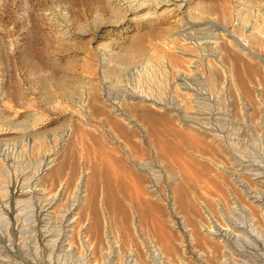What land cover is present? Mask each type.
I'll return each mask as SVG.
<instances>
[{"label":"rangeland","instance_id":"374dc122","mask_svg":"<svg viewBox=\"0 0 264 264\" xmlns=\"http://www.w3.org/2000/svg\"><path fill=\"white\" fill-rule=\"evenodd\" d=\"M156 1L0 0L10 264H264V0Z\"/></svg>","mask_w":264,"mask_h":264},{"label":"bare ground","instance_id":"6f19581e","mask_svg":"<svg viewBox=\"0 0 264 264\" xmlns=\"http://www.w3.org/2000/svg\"><path fill=\"white\" fill-rule=\"evenodd\" d=\"M156 1V0H155ZM159 1V0H157ZM156 1V2H157ZM161 1V0H160ZM186 1L188 0H164L161 1V3L159 2V4H166L167 5V9H165V11H167L171 17H178L180 18V16H184L183 14L186 12L185 10L187 9L186 8ZM157 4V3H156ZM158 6V4H157ZM166 8V7H165ZM133 9V8H132ZM141 7L140 6H137L135 7V10L138 11L140 10ZM163 10V12H165ZM151 17H158L159 14L162 15V12L159 13V11H156L153 12V13H150ZM166 14V13H165ZM163 13V15H165ZM172 14V15H171ZM179 14H182V15H179ZM187 16V15H186ZM147 18V17H146ZM177 18V19H178ZM153 19V18H152ZM165 19V17H164ZM163 19V20H164ZM179 20V19H178ZM177 20V21H178ZM141 21V20H140ZM158 21V20H157ZM160 21V20H159ZM192 22V21H191ZM188 23L190 27L194 26V25H197L196 23L195 24H192V23ZM157 23V22H156ZM155 22H150L147 26L148 30L147 32H143V33H137V32H131V33H127L124 38L122 39L121 43H123V45H125V49L124 51L122 52L123 57H125V59H129L131 61L133 60H136L143 52L144 50L146 49V46H145V43H146V34L147 33H152L154 34L156 37H161L162 34H163V31H161L159 25L157 26ZM167 23V22H166ZM156 24V25H155ZM139 27V26H138ZM190 27H187L185 28V31H187V29H189ZM163 29V28H162ZM199 29V28H197ZM141 30V29H140ZM165 30V29H164ZM142 32V31H141ZM151 40V39H150ZM159 42V41H158ZM166 42V41H165ZM239 42V40H238ZM157 44V43H156ZM155 44V45H156ZM251 54L259 57L263 62H264V57L261 56V54L255 52L254 50H252L250 47L242 44ZM173 52V51H172ZM122 57V58H123ZM143 57V56H142ZM174 58V57H173ZM172 58V59H173ZM112 59V58H111ZM128 60V61H129ZM156 60V59H155ZM161 60V59H160ZM127 61V62H128ZM130 62V61H129ZM158 62V61H157ZM146 64V63H145ZM62 82V81H61ZM61 84V83H60ZM62 85H63V82H62ZM63 89V86L61 87ZM67 90V88H65ZM69 91V89L67 90ZM200 113V112H199ZM203 114V113H202ZM4 131V130H3ZM7 132V131H6ZM36 132V131H35ZM3 132L0 131V134H2ZM5 133V132H4ZM37 133L39 134V132L37 131ZM42 159H43V162L41 164H43V170L45 169H48L51 167V165L57 160V158L55 157V154L53 152H44L42 151ZM62 166V165H61ZM60 170L61 168L57 169L56 170V174L57 176H59L58 174L60 173ZM55 171V170H54ZM257 172V171H256ZM53 174V173H52ZM256 174V173H255ZM55 175V176H56ZM44 191V190H43ZM38 192V191H37ZM264 192V191H263ZM261 197V196H260ZM53 207V202H49L47 203V211H49V209H51ZM54 208V207H53ZM52 210V209H51ZM51 212V211H50ZM54 212V211H53ZM70 212V211H69ZM49 213V212H48ZM66 217V216H64ZM69 221V220H68ZM67 221V222H68ZM70 222V221H69ZM73 222V220H72ZM71 223V222H70ZM69 224V223H68ZM72 224V223H71ZM70 226V225H69ZM72 227V226H70ZM74 229V228H73ZM72 230V229H71ZM259 237V236H258ZM0 263L1 264H10L9 262V259H7L4 255L0 254Z\"/></svg>","mask_w":264,"mask_h":264}]
</instances>
